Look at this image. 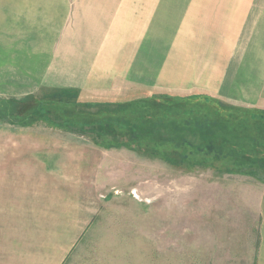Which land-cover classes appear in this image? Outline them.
Masks as SVG:
<instances>
[{
  "label": "rangeland",
  "instance_id": "374dc122",
  "mask_svg": "<svg viewBox=\"0 0 264 264\" xmlns=\"http://www.w3.org/2000/svg\"><path fill=\"white\" fill-rule=\"evenodd\" d=\"M87 7L83 0H0V203H21L26 197L17 194L25 189L28 203L56 205L72 194L75 205L90 207L89 228L65 264H254L264 176H213L198 165L189 171L177 149L184 136L178 113L203 100L208 105H200L201 112L250 109L254 116L230 117L247 125L263 118L264 103L134 85L96 94L94 103L76 88L44 87L41 77L53 78L55 59L68 61L84 47L86 24L94 21ZM19 25L32 28L23 52L34 58L20 61L22 50L7 48ZM12 88L19 93L9 94ZM24 88L31 93L22 95ZM171 100L176 109L152 132L161 146L152 157L145 153L147 124L142 120L130 134L128 120ZM107 118L124 131L116 132ZM167 152L174 159L168 161Z\"/></svg>",
  "mask_w": 264,
  "mask_h": 264
},
{
  "label": "crops",
  "instance_id": "0c3cea01",
  "mask_svg": "<svg viewBox=\"0 0 264 264\" xmlns=\"http://www.w3.org/2000/svg\"><path fill=\"white\" fill-rule=\"evenodd\" d=\"M83 1L94 17L86 24L85 45L71 51L68 61L55 59L53 78L41 77L44 87L76 88L94 103L96 94H116L125 85L264 103V0ZM17 27L18 37L7 48L22 50L21 61L32 56L23 52L32 28ZM17 89L9 94H18ZM26 193L18 192L26 197L21 203H0V264H65L89 228L92 209L79 200L75 205L72 194L47 205L28 203L32 195ZM259 208L260 249L254 264H264V190Z\"/></svg>",
  "mask_w": 264,
  "mask_h": 264
},
{
  "label": "trees",
  "instance_id": "16d2710c",
  "mask_svg": "<svg viewBox=\"0 0 264 264\" xmlns=\"http://www.w3.org/2000/svg\"><path fill=\"white\" fill-rule=\"evenodd\" d=\"M158 97L165 98L168 95L159 94ZM200 101L195 104L189 103L187 109L182 108V111L178 113L181 115L178 122H181L182 130H184V136L177 147L181 149L179 157L182 165H186L189 171H194L195 166L198 165L204 169L212 168L219 175L238 172L250 176H264V115H262L263 118L257 119V122L243 125L242 121L233 120L231 122L230 117L248 116L249 114V116H254V112L250 109L219 111L209 106L201 112L200 105L208 104L203 100ZM173 102L171 100L166 106L165 103L154 102L152 109L144 118L141 113L136 112L135 116L131 115L128 120L129 125L132 123L131 129H128L130 134L136 132L142 120L147 124L146 135L151 137V141L146 145L145 153L152 157H157L161 149L158 141H152L155 139L152 138V132L166 124L165 117L176 109V105H172ZM206 115L209 116L206 117ZM107 120L106 122H110V126L116 132L124 131L113 119L111 121L107 118ZM213 127L214 130H211ZM212 131L214 135L209 134ZM203 132H207L206 137ZM228 133L230 137L224 136ZM196 136H198V141ZM170 148L171 146L168 145V150ZM173 156L174 152L171 155L167 152L168 161L174 159Z\"/></svg>",
  "mask_w": 264,
  "mask_h": 264
}]
</instances>
